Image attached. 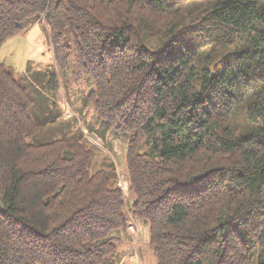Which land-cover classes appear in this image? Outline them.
I'll use <instances>...</instances> for the list:
<instances>
[{
    "label": "trees",
    "instance_id": "trees-1",
    "mask_svg": "<svg viewBox=\"0 0 264 264\" xmlns=\"http://www.w3.org/2000/svg\"><path fill=\"white\" fill-rule=\"evenodd\" d=\"M42 21L107 149L0 63V264H109L128 212L155 264H264V0H0V47Z\"/></svg>",
    "mask_w": 264,
    "mask_h": 264
},
{
    "label": "rangeland",
    "instance_id": "rangeland-1",
    "mask_svg": "<svg viewBox=\"0 0 264 264\" xmlns=\"http://www.w3.org/2000/svg\"><path fill=\"white\" fill-rule=\"evenodd\" d=\"M0 63L11 68L18 75L26 72L29 63L36 70H43L44 72L51 70L54 66L59 74L61 84L58 95L52 96V99L55 98L57 101L61 116L57 125L52 128H62L70 135L81 132L89 144L107 149L100 141L97 133L90 132L91 128H96L93 110L91 108L80 110L81 106L84 107V105L77 98L76 92L83 89L87 90V87L81 84V81L76 83L74 78H65L62 75L56 62L50 30L45 21L36 24L27 33L17 34L9 38L0 47ZM60 124H62L61 127ZM88 126L90 127L89 130ZM110 135L106 154L111 156L109 162L114 164L118 174V182L124 191L127 202H129L132 200V194L129 189L126 144L122 142L120 136L112 133ZM127 218L128 230L121 236V239H118L117 252L109 257V264H155L156 258L149 242V227L131 212H128Z\"/></svg>",
    "mask_w": 264,
    "mask_h": 264
}]
</instances>
